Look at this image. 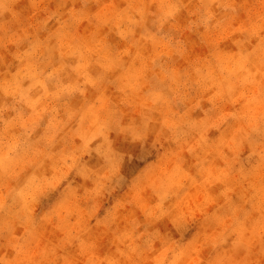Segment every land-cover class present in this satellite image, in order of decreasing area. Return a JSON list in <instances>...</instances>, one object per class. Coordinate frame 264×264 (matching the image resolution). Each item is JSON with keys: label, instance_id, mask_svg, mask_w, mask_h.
Instances as JSON below:
<instances>
[{"label": "clouds", "instance_id": "9594fccd", "mask_svg": "<svg viewBox=\"0 0 264 264\" xmlns=\"http://www.w3.org/2000/svg\"><path fill=\"white\" fill-rule=\"evenodd\" d=\"M23 2L0 0V264H264V0Z\"/></svg>", "mask_w": 264, "mask_h": 264}, {"label": "rangeland", "instance_id": "374dc122", "mask_svg": "<svg viewBox=\"0 0 264 264\" xmlns=\"http://www.w3.org/2000/svg\"><path fill=\"white\" fill-rule=\"evenodd\" d=\"M105 2H106V0H105ZM117 3H119V0H117ZM57 6H58V0H57V2H54L51 5H49L50 10H52V11H55ZM71 6H72L71 4L68 5V7H71ZM76 6L78 8L82 7V5L79 4V3ZM120 6L123 7L124 5L121 4ZM20 8L21 9H27L26 11H24L22 13V20L25 23H27V17L31 14V10L28 7L27 0H24V2L20 5ZM89 8H90L91 11H95L96 10V6H94V5H89ZM181 22L184 23L185 20L182 19ZM52 25H55V21H52ZM52 25H50V26H52ZM112 39L115 42L116 38L113 37ZM9 59H10V57H9ZM204 107L207 108L209 106L205 105ZM195 115L198 116V117H202V113H199V112L196 113ZM218 135L219 134L217 132H215V131L210 133L211 138H215ZM114 141H115L114 146L119 151H121L122 153L125 154V159H126V161H128L129 170H134L135 167H136L137 160L141 159L146 154V150H145L144 146L141 145L140 143H133L130 139H125L124 137H114ZM188 159H189L190 163H195V161L192 160L191 157H188ZM233 198H234V200L236 199V197H233ZM237 202H239V201H237ZM212 227H214V225L213 226L204 225V224H202L201 221H198L197 224H196V230H198L200 232H203L205 230L211 231ZM234 239H235V237H231L229 239L228 245L226 247H230V245L232 243V240H234ZM210 254H212V249L211 248L207 249L205 251V253H204L206 258Z\"/></svg>", "mask_w": 264, "mask_h": 264}]
</instances>
